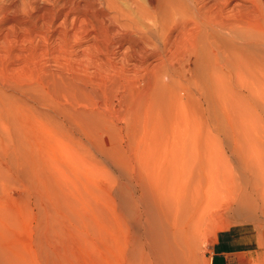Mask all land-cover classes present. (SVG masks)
Wrapping results in <instances>:
<instances>
[{
  "label": "bare ground",
  "instance_id": "bare-ground-1",
  "mask_svg": "<svg viewBox=\"0 0 264 264\" xmlns=\"http://www.w3.org/2000/svg\"><path fill=\"white\" fill-rule=\"evenodd\" d=\"M34 2L0 5V25L10 23L0 27V134L35 219L26 240L0 244V264H193L196 239L221 206L264 231V0ZM65 5L78 26L67 27ZM8 15L24 18L16 24ZM58 19L52 47L46 31ZM8 30L21 33L10 39ZM83 35L90 43L75 49ZM49 54L63 65L40 63ZM127 64L134 78L126 77ZM22 66L34 75L24 78ZM11 77L19 82L15 98L3 87ZM85 78L101 81L103 103ZM112 99L124 125L104 107ZM52 149L65 160L48 159ZM65 165L93 178L107 174L105 188L91 182L89 191L103 204L83 200L85 170L78 168L76 185L78 173ZM58 176L69 184L58 187ZM59 214L71 219L70 245L61 248Z\"/></svg>",
  "mask_w": 264,
  "mask_h": 264
},
{
  "label": "rangeland",
  "instance_id": "rangeland-1",
  "mask_svg": "<svg viewBox=\"0 0 264 264\" xmlns=\"http://www.w3.org/2000/svg\"><path fill=\"white\" fill-rule=\"evenodd\" d=\"M19 0H0V5H3V6H6V7H9L8 5L9 4H16L17 2H18ZM35 2V4L38 6V8H41V7H49L45 2H44V0H34ZM43 1V2H42ZM54 1H57V0H54ZM76 1H78V0H76ZM38 2V3H37ZM49 2H52V1H49ZM5 3V4H4ZM18 4V3H17ZM62 9V12H67L68 13V18L66 19L67 21H66V25H67V27L70 29V28H72V27H76V26H78L79 25V22L77 21V20H74L73 18H75V16L77 15V14H75V13H73V12H71V11H69L70 10V7H69V5H65L63 8H61ZM64 10V11H63ZM20 11H18V13H19ZM73 13V14H72ZM70 14H72V15H70ZM21 19V18H24V16H21V15H13V16H11V15H8V21H10L11 23L12 22H14V23H16L17 21V19ZM16 19V20H15ZM71 19V20H70ZM62 19H58L57 21H55V23L53 24V26L51 25L50 26V28H48L47 30L48 31H46V34L48 35V36H50L49 37V39H48V45H50V46H52L53 47V45H55V44H53V42H54V37H55V35L60 31V29H61V27H60V25H61V21ZM7 21V20H6ZM70 21H72V23L70 22ZM75 22V23H74ZM8 22H6V23H3V24H1L2 26H7V25H9L10 23H8ZM17 24V23H16ZM70 24V25H69ZM1 25H0V27H1ZM56 27H55V26ZM72 25H74V26H72ZM84 25H86L85 23H84ZM72 26V27H71ZM89 26H90V22H88V25H87V28L89 29ZM55 27V28H54ZM54 29V30H53ZM0 32H1V30H0ZM8 32H9V37H10V39H11V37H12V39H13V37L16 35V36H18V35H20V31H18V32H15V33H10V32H13V31H11V30H8ZM0 34H2V32L0 33ZM52 34H53V36L54 37H52ZM12 35V36H11ZM89 38V39H88ZM85 39V41H83ZM51 41V42H50ZM90 41H91V38H90V35H83L82 36V39H81V41H80V43L78 44V45H75L74 47H75V49H81V48H83V47H85L86 46V44H88V43H90ZM53 44V45H52ZM0 46H1V44H0ZM51 47V48H52ZM126 47V46H125ZM122 49H124V48H122ZM125 50V49H124ZM52 51V50H51ZM120 52V51H119ZM119 52H117V56H113V60H114V62L116 63L115 64V66L116 67H119L120 66V57H121V52L119 53ZM51 56V57H50ZM46 57H49L48 59L46 58ZM40 58V59H39ZM38 59H39V61H40V63H42L43 65H46L47 66V64L50 66V68H55V63H60L61 65H63L62 64V62L64 61H62V59L61 58H59V59H57L56 61H53V58H54V56L53 55H48V56H44V55H42V56H40ZM42 58V59H41ZM44 60H46V61H44ZM117 60V61H116ZM43 61V62H42ZM150 62H149V64H150V67H154V68H156L157 69V61L155 60V59H150L149 60ZM152 61V62H151ZM46 62V63H45ZM154 62V63H153ZM48 66V67H49ZM54 66V67H53ZM22 69V70H21ZM28 69V70H27ZM31 69V70H30ZM18 71H19V74L20 73H22V75L24 74V78H25V76H26V78H28L29 76H32V75H34V70H33V68L32 67H29V66H22L21 68H19L18 69ZM135 71V68L131 65V64H127V65H125V74H126V77L127 78H134L135 76H136V72H134ZM31 73V74H30ZM80 73V72H79ZM89 73V72H88ZM27 74V75H26ZM142 74H143V71H142ZM109 75L110 76H112V74L111 73H109ZM133 75H135V76H133ZM10 76V75H9ZM187 76H188V74H187ZM11 79V81H9L8 82V84L6 83H4L5 85H3V87H4V91L6 92L5 94L8 96V95H10L9 96V98H15V97H17V96H19L18 94H16L15 92H14V90H15V83L16 84H18L19 82L17 81H14V80H12V77L10 78ZM19 80V79H18ZM103 80V79H102ZM136 80V81H135ZM135 80H131V81H135V83L137 84H140L138 81L140 80V79H135ZM86 81V82H85ZM92 81V82H91ZM91 81L90 80H87L86 78H85V80L82 82L83 83V85H84V83H88V82H90V83H88V84H91V85H93L92 83H95L93 86H95L96 88H94L93 86H91V85H88L87 86V84H86V88L85 89H87V91H92L93 90V92L95 91H97V92H100L99 93V95H98V99L100 100V98H101V95H102V92L104 91V92H106L105 90H103V88H104V86H102V83H101V81L100 80H93V79H91ZM125 82V86L127 87L129 84H132V82ZM13 82V83H12ZM80 82V86H82L83 88H84V86L82 85V83ZM97 82V83H96ZM107 83V82H106ZM97 84V85H96ZM99 84H100V86H99ZM107 84H109V83H107ZM134 84V83H133ZM14 85V86H13ZM9 86H12V87H9ZM101 87V88H100ZM13 88V89H12ZM92 88V89H91ZM97 89V90H96ZM101 89V90H100ZM113 89V88H112ZM103 90V91H102ZM89 91V92H90ZM108 91V90H107ZM113 91H114V89H113ZM8 92V93H7ZM10 92V93H9ZM93 92H90L91 93V95H93L94 93ZM119 92V93H118ZM117 92V97H119L120 95H121V92L120 91H118ZM90 93H87V96H85V97H89L90 95ZM13 95V96H12ZM89 95V96H88ZM90 97H92V96H90ZM96 100L97 102L99 101V100ZM101 102H102V100H100ZM99 101V102H100ZM100 102V103H101ZM103 103V102H102ZM101 103V104H102ZM81 105H83V104H81ZM100 105V104H99ZM103 106V105H102ZM104 107H106V109H107V107H110L111 108V110H112V112H113V110H114V108L116 109L115 111H117V107H118V105L116 104V102L114 101V99H112V101H111V104H108L107 103V106H104ZM110 108H109V110L108 111H110L111 112V110H110ZM109 112V113H110ZM120 111H117V112H115V113H111L110 114V116L112 117V118H114V119H117L116 121H121V120H123V119H121L122 117V114L121 113H119ZM117 113V114H116ZM106 114H107V112H106ZM105 114V115H106ZM113 114H114V117H113ZM116 115L118 116V117H116ZM119 118H120V120H119ZM121 125H124V122L123 121H121ZM81 138V137H80ZM84 138V137H83ZM5 141V142H4ZM6 143H8L6 140H5V138H4V136L2 135V134H0V178L2 179H0V212H1V216L3 215V214H6V213H8V211H9V213L8 214H6V215H3L4 217H8V219H10V220H3V216H2V218L0 217V241L2 240H4L3 242L1 241L0 242V244L1 243H3L4 245H8V246H10V245H12L13 243H15V240L17 241V243H21V241H23L22 239L24 238V240H26L27 239V234L25 233V231L27 230V229H29V228H31V227H33V225L35 224V219L33 218V217H29V219H28V216H29V214H28V210H26L25 208H27V202L25 203L24 202V200L26 199L27 200V196H24V194H25V192H24V189H23V186L21 185L22 184V182H20L21 180H19L18 179V177L15 175L16 173H15V170H12V163L10 162L11 161V159H9L8 160V157L9 158H11L12 157V153H10L11 151H6L7 149V145H6ZM75 145V144H74ZM161 148H163V146H161ZM57 151H55V150H53L52 149V151H55V152H52L53 154V156L50 154V156L48 157V159H52L53 161H58L59 162V160H63L64 159V157L65 156H63L64 154H61V153H63V152H61V151H59L60 153H58V149H56ZM161 150V149H160ZM51 153V152H50ZM58 153V156H59V158H56L57 156H54V155H56ZM93 154H94V156L96 157V158H98V159H101V156L97 153V152H95V151H93ZM61 156V157H60ZM54 157V158H53ZM63 157V159H61ZM57 159V160H56ZM65 160V159H64ZM51 162L52 164L54 163V162ZM116 165H117V163L115 162V160H114V166H113V168L112 167H110L109 166V169H111V176L112 177H116V179H115V181H114V183L116 182V180H117V177H118V175L116 174V173H118V169H117V167H116ZM66 167H68V165H65ZM65 166H64V169H65ZM72 167H68L69 169H65V170H69V172L70 171H72V172H70L71 174H73L74 172H76V173H78L77 171H79L80 169H82L84 172H82V170H81V172H82V174H83V176H82V174L80 173V171H79V173H80V175L82 176V178L86 175V177H87V179H86V177H84L83 179H81V176H79V173L78 174H73V177L74 176H76V175H78L77 177H74V178H76V179H74L73 177H72V175H71V177H70V179H69V176H70V173L68 174V172H64L66 175L68 174V177L64 174V175H62L64 178H65V176H66V178L65 179H67L68 178V180L69 181H71L72 179L71 178H73L74 180L73 181H71L72 183L73 182H75L76 183V185H78V182H76L78 179L77 178H80L78 181L79 182H82V180H83V182L85 181H87L88 180V182H86L87 184H80V186H79V188H81V187H84V188H86L85 190L87 191H83V192H85V193H87V194H85L87 197H85V198H83V200L84 201H86V202H91L92 200L93 201H96L97 203H101V201H102V199L99 201V198H98V196H97V194L95 195V193H93L96 197H94V198H96L95 200L92 198V196H89V195H91V193H89V191H90V188H92L93 186H92V183L94 184V183H96V185H98V186H96V185H94V186H96L95 188H97V190L99 189V188H101V186H102V188H105L107 185H108V183H107V181H106V179H105V175H107V174H105V173H103V174H101L100 176L101 177H99L98 175L97 176H94V178L92 177V176H90L89 175V173H87L86 174V172H87V170H86V168H80L81 166H74V165H71ZM83 167V166H82ZM63 168V167H62ZM77 168V169H76ZM78 168H80V169H78ZM3 170V171H2ZM6 170V171H5ZM52 171H54V170H52ZM2 172V173H1ZM5 172V173H4ZM119 174V173H118ZM3 175H5V176H3ZM6 175H8V176H6ZM10 175V176H9ZM17 177L16 179H14V177ZM6 177H8V178H10V179H8V178H6ZM59 177V178H58ZM57 178H58V180L57 179H55V180H57V184L59 183L58 181H60L61 180V176H58ZM91 177V178H90ZM99 177V178H98ZM13 178V179H12ZM64 178H62L64 181H68V180H65ZM89 178V179H88ZM96 178V179H95ZM86 179V180H85ZM13 180V181H12ZM10 181V182H9ZM62 181V180H61ZM60 181V182H61ZM64 181H62V183L64 182ZM90 181V182H89ZM12 182V183H11ZM53 182H56V181H54L53 180ZM65 182V183H66ZM92 182V183H91ZM21 183V184H20ZM65 183H63V184H61V185H64ZM68 184H69V182H67ZM89 183V184H88ZM18 184V185H17ZM53 184H55V183H53ZM52 184V185H53ZM67 184V185H68ZM71 184V183H70ZM59 186L58 187H60V183L58 184ZM85 185H89L88 187L86 186L85 187ZM92 187H91V186ZM55 186H56V184H55ZM57 187V186H56ZM55 187V188H56ZM61 188H62V186H61ZM84 188H81V190L82 189H84ZM88 188V189H87ZM94 188V187H93ZM93 188L91 189L92 191H93ZM94 188V189H95ZM92 191H90V192H92ZM95 192H96V190H94ZM24 192V193H23ZM97 193V192H96ZM92 194V195H93ZM26 195V194H25ZM75 195V197H76V194H74ZM88 196H89V198H91L90 200H87V198H88ZM26 197V198H25ZM25 198V199H24ZM88 198V199H89ZM98 198V199H97ZM15 199V200H14ZM73 199L75 200L76 198H74L73 197ZM98 200V201H97ZM92 201V202H93ZM16 203V204H15ZM21 203V204H20ZM101 204H103V202L101 203ZM81 205V204H80ZM83 206V205H82ZM222 207V209H220ZM221 207H218L216 210H217V212L213 215V218H212V220L210 221V222H208L204 227H203V229L201 230V232L199 233V234H201V235H199L198 237H197V239H196V242H195V245H194V247H193V255H192V262H193V264H210V261H209V259H210V257L208 256L209 255V252H210V248H211V245H212V242L215 240V238H216V235H218L219 233H223V234H226L229 238H231V240H232V243L234 244L233 245V248H234V250L235 251H240V253L237 255V257L235 258V260H234V262L232 263V264H264V231H260L258 228H257V226L253 223V221L251 220V221H240L238 218H236L235 216H230L227 212H225L224 211V207L223 206H221ZM84 208H87V207H84ZM219 209V210H218ZM4 210H5V212H4ZM13 211V212H12ZM27 213V214H26ZM8 215H10V216H13V217H9ZM88 215L90 216V214H89V212H88ZM15 217V218H14ZM61 217V218H60ZM12 219H14V220H12ZM15 219H17V221L15 220ZM34 219V220H33ZM59 219V220H58ZM65 219V220H64ZM28 220H31V222L30 221H28ZM12 221H13V224H12ZM61 221V222H60ZM70 221H71V219H67V217L66 218H64L63 216H61L60 214H59V216H58V218L56 219V227H57V230L59 229V237H58V240L61 242H59L58 241V248H61L60 246L62 245V246H66V243H69V244H67V245H70V241H68L69 240V238H71L70 237V235L68 234L69 232H66V230L68 231V225L70 226ZM30 222V223H29ZM60 222V223H59ZM15 223V224H14ZM27 223H29V227H28V225H27ZM34 223V224H33ZM62 223V224H61ZM8 224V225H7ZM33 224V225H32ZM67 226H66V225ZM3 225V226H2ZM6 225V226H5ZM14 225V226H13ZM62 225V226H61ZM61 226V227H60ZM91 226H93L92 227V229H97L96 228V226L94 225V223L91 225ZM98 226V225H97ZM3 227V228H2ZM10 227H11V229H10ZM19 229H18V228ZM27 227V228H26ZM63 227V228H62ZM66 227H67V229H66ZM99 227V226H98ZM13 228V229H12ZM3 229V230H2ZM64 229V230H63ZM7 230V231H6ZM10 230H11V232H10ZM17 230V231H16ZM4 231V232H3ZM21 232V233H20ZM62 232H64V233H62ZM66 232V233H65ZM12 233V234H11ZM8 234V236H6ZM26 234V235H25ZM62 234H64V235H62ZM9 235H13L12 237H10ZM65 236V238H62V236ZM5 236H6V239H4L5 238ZM9 237V238H8ZM26 237V238H25ZM8 238V239H7ZM12 238V239H11ZM19 238V239H18ZM15 239V240H14ZM64 239V240H63ZM72 239V238H71ZM61 240H63V242L61 241ZM66 240H67V242H66ZM6 241V242H5ZM7 241H11L10 243L9 242H7ZM234 241V242H233ZM13 242V243H12ZM64 242H66V243H64ZM6 243V244H5ZM67 248V247H66ZM78 250V253H79V255L81 256V253H82V255L83 256H85V260H87L89 257L84 253V250L82 249V248H75L74 250H72V249H68V252L67 253H70L71 251L70 250H72V254H71V256H75V255H77L78 256V253H76L77 252V250ZM81 250V251H80ZM75 253V254H74ZM77 256H75V257H77ZM87 258V259H86ZM91 259H92V257H90ZM88 259V261L89 260H91V259ZM97 258H99L98 257V255H97ZM87 261V262H88ZM90 262H93V259L91 260V261H89L88 262V264H91ZM95 264V263H94Z\"/></svg>",
  "mask_w": 264,
  "mask_h": 264
},
{
  "label": "crops",
  "instance_id": "crops-1",
  "mask_svg": "<svg viewBox=\"0 0 264 264\" xmlns=\"http://www.w3.org/2000/svg\"><path fill=\"white\" fill-rule=\"evenodd\" d=\"M233 245L231 238L226 234L216 235L208 255L210 264H232L240 253V251L234 250Z\"/></svg>",
  "mask_w": 264,
  "mask_h": 264
}]
</instances>
